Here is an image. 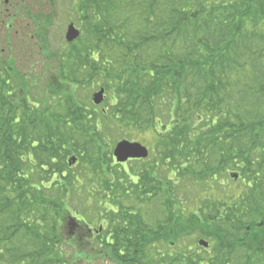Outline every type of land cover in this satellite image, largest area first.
I'll list each match as a JSON object with an SVG mask.
<instances>
[{
  "label": "trees",
  "instance_id": "16d2710c",
  "mask_svg": "<svg viewBox=\"0 0 264 264\" xmlns=\"http://www.w3.org/2000/svg\"><path fill=\"white\" fill-rule=\"evenodd\" d=\"M21 6L8 20L0 13L9 46L19 36L12 19L31 15V3ZM70 6L82 32L53 51L50 16L33 17L39 51L57 57L42 82L0 52V264H256L264 248V0ZM101 88L97 106L90 95ZM146 133L150 160L114 162L112 144ZM73 155L107 173L100 192L87 188L88 200L98 195L95 231L70 204L72 187L85 184L69 165ZM232 185L249 192L236 195ZM187 199L196 209L185 208ZM196 233L213 257L189 244Z\"/></svg>",
  "mask_w": 264,
  "mask_h": 264
},
{
  "label": "rangeland",
  "instance_id": "374dc122",
  "mask_svg": "<svg viewBox=\"0 0 264 264\" xmlns=\"http://www.w3.org/2000/svg\"><path fill=\"white\" fill-rule=\"evenodd\" d=\"M72 1L73 0H55L54 5L51 6L48 0H25L26 6H29L31 3V15H28L27 13H21L14 20L12 19V21H14V26L12 27L13 33H15V35H19L17 38L15 36L12 37V39H15V41L12 42L13 46H9L7 44V41L4 38L5 34H3L2 32L3 29L0 23V52L4 53V57H7L10 52L11 57L15 59L16 66L20 68L23 73L25 72L27 75L34 74L35 78H32L31 79L32 81H34V79H38V77L40 76L38 82L39 81L42 82L43 80H45V78H48L50 73H55L57 71V68H55L57 57H53V54L51 53L49 56H45L44 53L42 54L39 51L40 50V45L38 42L39 32L37 27L34 25L33 17L35 18L37 15V18L40 17V19H42L43 17L50 16L51 21L47 25L48 31L46 33V38L50 44L49 49L53 51L58 48H61L64 46L66 42L65 34L67 31V27L70 23H74V25L80 30V32H82L81 25L80 23L78 24L77 22L78 19L74 17L75 15L71 8L72 5L70 6ZM17 2H21L22 5H24L22 0H16V1L12 0L10 9H15ZM23 10L24 9H22L21 11ZM4 15L8 17L7 18L8 20L10 17H12V15H14V12L10 13L9 11V14H4ZM20 15H22V17H20ZM43 28H41V31L44 34L45 31L43 30ZM96 91L97 90L92 91L90 96H93V93H95ZM19 97L20 96H16L15 94V99ZM101 105L102 104L98 106ZM142 137L143 138H141L140 142H142L144 145L149 147L148 144H150V142L152 141V133H146ZM115 145L116 144H112V146L110 147L112 153L115 148ZM76 157L78 158V156ZM90 160L91 159L87 158L86 160H83L85 162L84 163L83 161H80L78 158L77 163L73 165L74 166L73 170L75 173L84 175L85 184L82 185L81 183H77L75 186H73L69 200L73 208L77 207V209L80 211V214H82L83 217H87L90 220V224H91L90 227L96 228L97 226L96 223L98 224L100 222V217L98 216V208L96 206V203H98V201H96L98 195L96 193H95L96 195L95 194L92 195L94 201L88 200L90 194L87 188H90L91 190H97L100 192L102 190L101 188L102 187L104 188L105 180H107L106 178L107 173L102 172L96 168L90 167L91 166ZM148 160L150 159L147 158V159H142L140 161H133L131 163L129 162L128 164H123V167L127 168L129 165L130 167L131 165L132 166L134 165L135 167H139ZM114 162L117 164L116 160ZM113 167L115 168V171H117L118 166L114 165ZM133 170L135 172L137 171V169H135L134 167ZM124 180L127 181L126 178ZM126 186H129V184ZM186 192L187 191H185V193ZM228 192L230 193V190ZM231 192L235 193L236 195H238L239 193L241 194L244 193L245 195L249 192V189L244 187V185L242 186L232 185ZM103 194L104 193H102L100 197L106 198L105 196H103ZM105 194L107 195L108 193L105 192ZM117 194H119L120 197L122 196V194H124L122 187H120V191L117 192ZM236 200L237 199H234V201ZM187 201L188 204L185 203V208L189 212L196 209L197 205L195 201H193V199L192 200L187 199ZM128 202H130V200ZM105 212L106 215L103 216L108 219L107 215L109 211H105ZM82 215H79V219L83 218ZM84 226L85 224L78 222L75 225V229L77 231L79 230L82 231ZM200 237H201L200 234L198 233L194 234L193 239L189 241V244L190 242H192L193 248L199 250L202 256L213 257L214 253L212 249L210 250L208 248L209 251L206 252L205 250H203L204 248L201 249L202 247L198 245V240ZM103 262L105 264H114L108 262L107 260H104ZM256 262H257L256 264H264V248L261 249L259 256H257Z\"/></svg>",
  "mask_w": 264,
  "mask_h": 264
},
{
  "label": "water",
  "instance_id": "95a60500",
  "mask_svg": "<svg viewBox=\"0 0 264 264\" xmlns=\"http://www.w3.org/2000/svg\"><path fill=\"white\" fill-rule=\"evenodd\" d=\"M80 34H81L80 30L74 25V23H70L67 27V31L65 35L66 41L73 42L77 38H79ZM104 100H105L104 88H101L100 90L96 91L93 94V102L96 105L102 104ZM113 155L119 163H123V162H127L130 159L147 158L149 156V150L145 145H143L140 142H132L124 139L117 143L113 151ZM76 161L77 158L73 156L69 159V164L72 165ZM235 177L237 178V175H235ZM199 244L203 247L209 246V242L204 239H201L199 241Z\"/></svg>",
  "mask_w": 264,
  "mask_h": 264
},
{
  "label": "flooded vegetation",
  "instance_id": "af4514ba",
  "mask_svg": "<svg viewBox=\"0 0 264 264\" xmlns=\"http://www.w3.org/2000/svg\"><path fill=\"white\" fill-rule=\"evenodd\" d=\"M11 2H12V0H0V13L9 12L11 10L10 9ZM23 2L25 3V0H23ZM21 5H22L21 2H17L16 6H18V9H17L18 11L19 10L21 11L22 9H25L24 6H21ZM134 161H136V160H134ZM263 235H264V232H263ZM263 242H264V239H263ZM229 257L231 259L233 257V255L231 254V256H229ZM234 258L236 259L237 257H233V260H234Z\"/></svg>",
  "mask_w": 264,
  "mask_h": 264
}]
</instances>
